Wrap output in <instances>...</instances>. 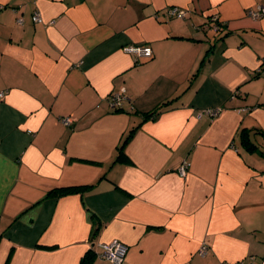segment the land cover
Wrapping results in <instances>:
<instances>
[{
  "label": "crops",
  "instance_id": "0c3cea01",
  "mask_svg": "<svg viewBox=\"0 0 264 264\" xmlns=\"http://www.w3.org/2000/svg\"><path fill=\"white\" fill-rule=\"evenodd\" d=\"M259 7L264 0H0V264H81L111 241L127 247L125 264L259 262L264 13L247 15ZM171 8L187 18L169 17ZM130 45L152 57L136 61ZM214 107L217 118H198ZM68 187L84 190L50 194Z\"/></svg>",
  "mask_w": 264,
  "mask_h": 264
},
{
  "label": "built area",
  "instance_id": "2783aa9c",
  "mask_svg": "<svg viewBox=\"0 0 264 264\" xmlns=\"http://www.w3.org/2000/svg\"><path fill=\"white\" fill-rule=\"evenodd\" d=\"M263 9L257 8L256 10L248 11L247 15L253 19L258 20L260 17L263 16ZM167 14L171 18H176L178 20H185L188 16V12L183 9L178 8H171L167 11ZM18 25L22 24V20L19 18L16 20ZM31 21L34 24H42L43 21L37 12L33 13L31 16ZM51 22L50 24H52ZM210 28L218 32L220 30V24L217 22V17H212L210 20ZM124 52L127 54L133 55L135 59H148L152 56L151 49L149 47H142V46H127L124 48ZM3 97V93H0V98ZM125 100V89H121L119 92L113 93L109 99V106L111 109H119L121 107V103ZM264 108V105H263ZM222 109L220 107L214 108H206L200 113H198V118L205 117L209 120H213L217 118ZM59 122L65 126L70 127L72 125V120L70 117H61ZM188 168V164L186 162L182 163V165L178 169V175L180 177H185L186 170ZM99 248L101 252L97 255L99 259L105 260L111 264H125L124 259L127 252V247L119 241H111L109 243H102L99 244ZM208 247L206 244H202L199 250L200 256H205L207 253ZM237 264H264V260L259 262L255 261L254 258L250 257L245 261L239 262Z\"/></svg>",
  "mask_w": 264,
  "mask_h": 264
},
{
  "label": "trees",
  "instance_id": "16d2710c",
  "mask_svg": "<svg viewBox=\"0 0 264 264\" xmlns=\"http://www.w3.org/2000/svg\"><path fill=\"white\" fill-rule=\"evenodd\" d=\"M184 10V9H183ZM217 22L221 25V22L219 21V19L217 18ZM219 25V26H220ZM152 57V56H151ZM150 57V58H151ZM135 58V57H134ZM150 58L148 59H145V60H149ZM136 61H138L139 59H135ZM146 117L148 118H152L154 117V115H156L155 112L153 113H146L145 114ZM134 130L131 132V134L125 138L124 142H127L132 134H133ZM245 136V137H244ZM243 136V144L247 147V149L249 151H255V146L251 143L249 137H247V134ZM124 146V145H123ZM125 159V156H124V153H123V147H120L119 148V151H118V157H117V160L118 161H121V160H124ZM81 190H84L83 187H68V188H62V189H57L55 191H52L50 194H53L55 196H64V195H69V194H72L74 192H79ZM99 254V253H98ZM96 253H94L93 249H90L87 254H85V256L82 258L81 260V264H91L94 260V258H98ZM99 259V258H98ZM102 260V259H101ZM261 260H264V257L260 259ZM111 264V263H110Z\"/></svg>",
  "mask_w": 264,
  "mask_h": 264
}]
</instances>
